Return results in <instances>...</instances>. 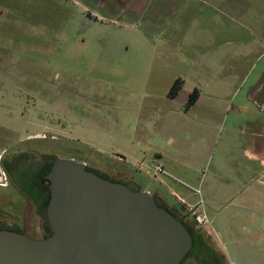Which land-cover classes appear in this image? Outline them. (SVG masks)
<instances>
[{
  "label": "rangeland",
  "instance_id": "rangeland-1",
  "mask_svg": "<svg viewBox=\"0 0 264 264\" xmlns=\"http://www.w3.org/2000/svg\"><path fill=\"white\" fill-rule=\"evenodd\" d=\"M244 127L264 132V0H0V154L14 143L17 155L7 228L44 234L18 172L36 192L39 168L61 157L151 194L162 183L168 201L195 210L202 200L212 249L228 264H264L263 168L245 154L263 156L264 141ZM191 164L204 187L218 180L211 199L169 185ZM196 251L182 264H199Z\"/></svg>",
  "mask_w": 264,
  "mask_h": 264
},
{
  "label": "water",
  "instance_id": "water-1",
  "mask_svg": "<svg viewBox=\"0 0 264 264\" xmlns=\"http://www.w3.org/2000/svg\"><path fill=\"white\" fill-rule=\"evenodd\" d=\"M48 183L50 236L0 230V264H181L192 247L183 224L146 190H133L56 157Z\"/></svg>",
  "mask_w": 264,
  "mask_h": 264
},
{
  "label": "trees",
  "instance_id": "trees-1",
  "mask_svg": "<svg viewBox=\"0 0 264 264\" xmlns=\"http://www.w3.org/2000/svg\"><path fill=\"white\" fill-rule=\"evenodd\" d=\"M182 86H183V80L180 78L175 79L173 81L169 91H168V97L171 99L175 98L177 93L181 90ZM198 96H199V91H198V89L195 88L188 95L187 103L185 104V107H184L185 111H188L191 108V106H193V104L196 102ZM54 159L51 162L44 163L39 168L37 174L35 175L36 179L34 180V185L37 189L36 192H34V189L29 190V189L25 188V186H24V180H26L25 176L22 173H19L17 171L19 178L21 180L19 183V186L21 185L19 187L20 190L23 192V194L26 196V198L28 200H30L32 203H34V204H36L42 208L45 219H46L45 209H46L50 194H49V189H48V183H47V181H45L43 179V177L50 171V168H51V165H52ZM86 169L88 171L95 173L96 175L100 176L103 179L110 180L112 182L124 183L125 185H127L128 187H130L133 190L151 189L150 188L151 186H148L147 188H143L140 185L139 179H133L135 181L134 182L135 185H130L129 183L114 180V179L110 178L109 176L103 175L99 171H96V170L88 167L87 165H86ZM130 177L133 178V175ZM137 180H139V181H137ZM152 195L155 199L156 204L159 207H163L166 211H168L170 214H172L177 220H179L183 224V226L186 228L188 233L191 235V238H192L191 250L194 248L197 250L194 256H195V259L199 262V264H228V263H226L225 256L221 253V251H219V252L214 251V249H212V247L208 244L206 239H204V237H203L204 233L203 232H205V231L196 228L195 223L193 221V217L190 215V212L186 210V208L184 207L183 204H181L179 201H175V202L168 201L166 198L165 192L162 190L161 185L160 186L159 185L154 186ZM163 195L165 196L168 203H170L169 206H163L157 201V197L158 196L161 197ZM178 210L181 211V213L175 212V211L178 212ZM46 231L50 233V229H49V226L47 225V221H46ZM189 253H190V251H189ZM189 253L186 255L184 260L189 258ZM182 262H181V264H182Z\"/></svg>",
  "mask_w": 264,
  "mask_h": 264
},
{
  "label": "flooded vegetation",
  "instance_id": "flooded-vegetation-1",
  "mask_svg": "<svg viewBox=\"0 0 264 264\" xmlns=\"http://www.w3.org/2000/svg\"><path fill=\"white\" fill-rule=\"evenodd\" d=\"M16 151H15V146L14 143H10L9 147L5 150L2 151L0 154V193L1 191L9 193L7 196H0V206L3 209H7L8 211L14 212L15 208V197L12 192H15L16 187L13 179L15 178V170L17 168V162H16ZM20 190V188H19ZM21 191V190H20ZM22 195L23 192H21ZM25 196V195H24ZM37 208H42L38 205H36ZM4 211V210H3ZM3 211L0 210V230L5 229L9 231H14L21 233L31 239H36V240H41L45 239L48 236H50L51 232L46 231V227H44V234L41 237H33L30 234L26 233L25 231L21 230L20 228H7L6 224L4 223V220L2 219L3 216ZM46 212V209H45ZM47 221V218H46ZM8 225V223H7ZM48 225V223H47Z\"/></svg>",
  "mask_w": 264,
  "mask_h": 264
},
{
  "label": "crops",
  "instance_id": "crops-1",
  "mask_svg": "<svg viewBox=\"0 0 264 264\" xmlns=\"http://www.w3.org/2000/svg\"><path fill=\"white\" fill-rule=\"evenodd\" d=\"M200 99H201V95L199 94V96H198L196 102L193 104V106L196 105L200 101ZM247 99H251V97H248ZM241 132H243V133L249 132V134L252 135V138H253L255 143H257V142L260 143V142L264 141V132L263 133H259V132L254 131V129L251 131L247 127L246 128L245 127L242 128ZM259 148H261V146H259ZM255 151H256L255 149L253 151L245 150V154L247 155L249 161H251V162H259V166L263 168V175H264V154H263V156L259 157L256 154ZM156 157H157V159L163 161L164 163L167 160L160 153L156 154ZM170 160H175L179 164H184L183 163L184 160L181 159V161H180V158L179 159H175L174 158V159H170ZM193 161L198 162L199 161V157L196 155L194 157ZM186 168H188L187 170H190V172H186V174H182V177L179 176V175H175L174 169L171 170L172 174L168 175L169 176V178H168L169 179V182H168L169 185L171 183H174V184L176 183L175 185H179V186H182L183 188H185L187 190V198L188 199H190L191 197H197L195 195V193H193V190L195 191V189H200L201 196H202V193H203V190H204L206 195H208V197H210L209 193H210L211 184H213L215 182H218L216 177L214 179H212V181L208 182L205 185V187H204L203 186L204 184H203V182H201V180H198L197 178L194 179V172H195L194 165L191 164L190 167L188 166ZM263 180H264V178H263ZM160 184H161L162 187H164L162 185V183H160ZM210 199H211V197H210ZM181 200H183V199H181ZM186 204H188V203H186ZM188 206H190V205L188 204ZM191 206H193V205H191Z\"/></svg>",
  "mask_w": 264,
  "mask_h": 264
},
{
  "label": "built area",
  "instance_id": "built-area-1",
  "mask_svg": "<svg viewBox=\"0 0 264 264\" xmlns=\"http://www.w3.org/2000/svg\"><path fill=\"white\" fill-rule=\"evenodd\" d=\"M154 171L156 173H159V174H163L164 173V170L163 168L160 166V165H155L154 166ZM195 193L197 195H200V191L199 190H195ZM179 199V198H178ZM182 203L181 204H184V207L185 205L187 206L186 202L179 199ZM199 204L200 207L198 209L195 210V208L193 206H188V208H186L187 211H189L191 213V216L193 217V221L195 223V226L196 228L198 229H201V230H204V231H208V228L207 227H210L211 225V222L205 212V209H204V206L202 204V200L199 201Z\"/></svg>",
  "mask_w": 264,
  "mask_h": 264
}]
</instances>
